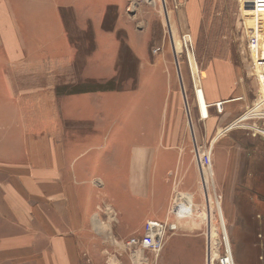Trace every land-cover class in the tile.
Instances as JSON below:
<instances>
[{"label": "rangeland", "instance_id": "1", "mask_svg": "<svg viewBox=\"0 0 264 264\" xmlns=\"http://www.w3.org/2000/svg\"><path fill=\"white\" fill-rule=\"evenodd\" d=\"M237 6V0H0V180L36 166L47 144L61 143L70 155L86 147L68 162L92 155L77 165V181H87L79 185L83 197L93 202L94 234L84 242L95 248L87 249L85 262L134 264L125 241L142 233L144 221L130 230L139 208L150 213L163 202L176 229L167 230L157 258L141 251L147 264H229L230 248L237 264H264V213L252 218L248 189L264 179V136L253 128L264 131V118L251 115L258 103L254 113L264 111V88L246 57L243 27H260L261 13H244L242 20ZM187 46L200 85L206 68L223 58L243 86L247 107L231 123L245 126L212 145L216 134L195 116ZM202 110L208 115L207 102ZM168 121L185 133L174 147L165 137ZM225 140L235 146L231 163L219 152ZM210 148L213 178L208 172L204 191L197 156ZM51 160L62 166L59 152ZM228 164L235 172L225 186L215 170L223 167L226 180ZM182 194L191 201L185 207ZM217 199L230 208V248ZM208 216L215 231L207 241Z\"/></svg>", "mask_w": 264, "mask_h": 264}, {"label": "crops", "instance_id": "2", "mask_svg": "<svg viewBox=\"0 0 264 264\" xmlns=\"http://www.w3.org/2000/svg\"><path fill=\"white\" fill-rule=\"evenodd\" d=\"M193 26L196 27L197 25L194 24ZM260 27L263 28L264 31L263 12L261 13ZM185 41L187 43V37H185ZM187 55L199 103V109L196 104L195 116L197 121L202 122L206 127V132L208 131L210 134H216L211 141L212 145L217 138L221 139L222 136H224L225 133L227 135V133H229L228 131L232 128L245 126L244 124L239 125L237 123L240 122L238 119L236 120L237 122L231 123L232 120L247 107L246 98L241 95L243 86L237 85L236 80H234L235 83L233 82L234 74L232 69L230 68V70H228L229 64L226 66L227 60L223 58L215 59V63H212V65L206 68L202 73L200 85L195 69L193 53L188 49V46ZM258 77L263 89L264 76L261 75V71ZM201 91L203 93H201ZM218 101L223 102V112L220 114H218L213 107V104ZM81 102L82 101L77 100L78 104H82ZM206 102L208 115L202 110V108L205 109ZM80 114L81 118L82 113ZM203 114L208 117L205 119L202 118ZM241 117H243L241 120L247 118L246 115ZM87 118L88 117L83 118V120ZM230 124L232 126L228 129L227 127ZM253 128L264 136V131L260 127L255 125ZM140 137H142L141 133L136 136L137 139ZM165 137L174 147V141L185 139V133L184 131L179 135L175 133L172 128V123L170 125V121H168ZM228 143L229 142L225 140V142H221V146L218 145V147H220L219 152H225L227 161L231 163V159L228 160V155L234 151L235 146L229 144L227 147L226 145ZM47 145L48 147L45 148V150L41 148L38 149L36 166L15 169L14 173H16V175L14 176L15 179H11L12 181H10V178L0 180V264H101L100 261L96 259L87 260V262L84 260V256L88 252L87 249L95 248V246L90 247L92 244L88 245V241L84 242L85 237L88 238L91 233L94 234L92 229H88L91 216L93 215V213L91 214L93 202L91 199L92 197L85 200L80 190L82 187L79 185L87 181H77V174L80 173L78 170L80 168L77 166L79 165V161L82 163L84 157L88 158L92 155L85 154L81 160L79 159L75 161L73 165H70L68 164L69 159L83 151L82 149L86 147L76 149L77 153L74 150L75 152L70 155L69 150H66L61 143H57L58 147L52 146V148H49V144ZM57 152H59V156L62 160V166L52 163L51 153L57 154ZM96 153L101 157L105 155L104 150H98ZM133 156L141 157V153L139 152L138 155ZM43 161L45 162V166L51 167L54 171L42 165L41 163ZM222 168L223 167H216L215 179L219 182H223L224 180L226 186L231 182L230 174L235 171L228 164V174L225 180V172ZM208 172H211L212 176L211 169L201 168L200 170L204 191L206 187L208 188ZM220 178L221 180H219ZM6 182L7 186L2 187ZM257 183L260 187L258 189L260 192H257L255 196ZM221 185H224V183ZM248 189H253V195L250 199L251 204L255 207L254 213L252 214V218L254 219L256 216L260 217L261 214L259 215V213H264V179L253 181L252 188L248 187ZM180 201V205L184 207L186 204L191 203V201H188V197L183 194L180 196ZM209 203L211 204L210 199L206 198L207 210H210ZM214 203L220 206V215L224 222L225 236L228 237L229 242V234L226 229V218L231 219L229 215L230 208L228 209L227 205L223 207L222 202L218 199L215 200ZM151 207L155 208L150 214L149 209H143L140 206V215L138 219L135 220L137 223L134 222L130 230H135L140 227L142 222L151 216L156 219L162 218L163 220L166 216H164L166 204L162 202L161 204ZM206 218L208 241L211 232L215 230L213 229L214 227L210 216ZM255 232L258 234V229L255 230ZM216 235L217 233L215 234L213 250L215 255L218 242ZM208 247L209 244L207 245V254H209L210 250ZM229 264H237L232 255L231 248Z\"/></svg>", "mask_w": 264, "mask_h": 264}, {"label": "built area", "instance_id": "3", "mask_svg": "<svg viewBox=\"0 0 264 264\" xmlns=\"http://www.w3.org/2000/svg\"><path fill=\"white\" fill-rule=\"evenodd\" d=\"M238 13L243 20L244 13H264V0H237ZM246 57L250 60L253 70L261 71L264 76V31L261 27L253 25H246L243 23ZM256 74V73H255ZM257 76V74H256ZM258 78V76H257ZM259 79V78H258ZM260 81V80H259ZM264 99L260 101L263 103ZM262 104H257V107L251 111L252 116H259L264 118V111L262 113H254ZM215 107L217 112L222 111V102H216ZM201 168L211 169V148L200 152L197 156ZM176 225L169 221V217L164 220L148 218L144 221L142 233L140 235H132L125 241V247L128 253L134 259V264H147V258L141 254L145 251L151 254L152 258H157L164 246V239L167 230H175ZM153 264V263H151ZM220 264H223L220 262Z\"/></svg>", "mask_w": 264, "mask_h": 264}, {"label": "bare ground", "instance_id": "4", "mask_svg": "<svg viewBox=\"0 0 264 264\" xmlns=\"http://www.w3.org/2000/svg\"><path fill=\"white\" fill-rule=\"evenodd\" d=\"M95 218H97V217L95 216V217H94V219H95ZM94 219H93V220H94ZM97 225H98V224H97V223H95V227H97Z\"/></svg>", "mask_w": 264, "mask_h": 264}]
</instances>
